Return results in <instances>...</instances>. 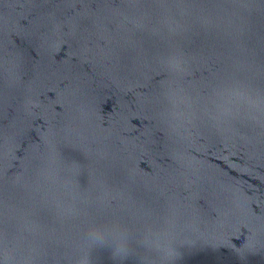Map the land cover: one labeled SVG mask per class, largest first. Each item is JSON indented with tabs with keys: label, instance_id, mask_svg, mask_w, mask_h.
<instances>
[{
	"label": "water",
	"instance_id": "95a60500",
	"mask_svg": "<svg viewBox=\"0 0 264 264\" xmlns=\"http://www.w3.org/2000/svg\"><path fill=\"white\" fill-rule=\"evenodd\" d=\"M0 264H264V0H0Z\"/></svg>",
	"mask_w": 264,
	"mask_h": 264
},
{
	"label": "clouds",
	"instance_id": "9594fccd",
	"mask_svg": "<svg viewBox=\"0 0 264 264\" xmlns=\"http://www.w3.org/2000/svg\"><path fill=\"white\" fill-rule=\"evenodd\" d=\"M123 250V246H121L120 248H118V251H122Z\"/></svg>",
	"mask_w": 264,
	"mask_h": 264
}]
</instances>
